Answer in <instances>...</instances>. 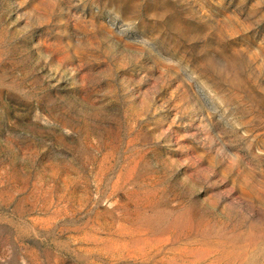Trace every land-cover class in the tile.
<instances>
[{
	"label": "rangeland",
	"instance_id": "1",
	"mask_svg": "<svg viewBox=\"0 0 264 264\" xmlns=\"http://www.w3.org/2000/svg\"><path fill=\"white\" fill-rule=\"evenodd\" d=\"M0 264H264V0H0Z\"/></svg>",
	"mask_w": 264,
	"mask_h": 264
}]
</instances>
